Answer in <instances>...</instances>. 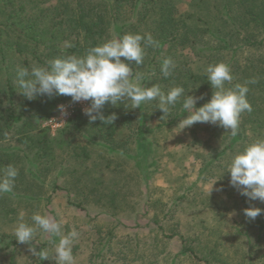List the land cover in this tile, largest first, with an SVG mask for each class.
<instances>
[{
  "label": "rangeland",
  "instance_id": "374dc122",
  "mask_svg": "<svg viewBox=\"0 0 264 264\" xmlns=\"http://www.w3.org/2000/svg\"><path fill=\"white\" fill-rule=\"evenodd\" d=\"M174 1L178 13L188 17L197 32L195 46H179L172 59L175 65L180 63L181 71L184 72L186 63L204 78L197 83L195 95L203 96L197 108L213 95L206 73L209 65L224 62L230 66L233 81L227 87L256 80L248 84L247 99L253 110L241 115L242 137L233 143L235 136L210 123L182 129L179 123L187 113L178 110L179 118L168 123L158 114V100L149 101L146 136L151 154L147 184L134 160L126 154L109 152L87 141L75 129L70 135H59L60 129L76 115H86L84 110L90 107V102L73 103L71 99L59 103L51 117L58 114L59 105H73L74 112H66V120L60 127H49L51 137L58 138L51 145L52 156L45 157L32 141L21 140L18 127L0 140L3 150L0 177L9 164L19 169L13 191L0 195V264H37V256H33L31 249L39 251L44 243L53 240L52 234L41 231L35 241L19 243L13 233L21 213L29 224L35 213L52 217L62 224L63 235L75 230L78 236L73 241L74 264H91L92 245L83 242L82 234L87 229L81 226L88 212L90 217L99 216V223L109 225L115 218L139 230L141 243L130 252L131 264H264V201L241 195L231 185V174L227 171L232 158L246 145L264 139V0ZM113 37L117 38L110 29L107 39ZM220 40H231L230 46ZM170 46H165L166 55L173 51ZM143 74L136 81L138 84ZM131 133V127L121 126L116 142L125 144ZM66 138H70L69 145ZM127 146L134 152L132 141ZM84 147L89 157L83 155ZM73 202L84 203L87 210H81ZM251 207L262 209L255 219L244 214ZM151 220L159 221L164 233ZM131 237L129 230L119 231L112 242L114 251ZM59 239L51 250L47 249L52 252L54 264ZM132 240L130 245L135 246ZM79 243L80 247L75 249ZM187 246L200 259L189 252L183 254Z\"/></svg>",
  "mask_w": 264,
  "mask_h": 264
},
{
  "label": "trees",
  "instance_id": "16d2710c",
  "mask_svg": "<svg viewBox=\"0 0 264 264\" xmlns=\"http://www.w3.org/2000/svg\"><path fill=\"white\" fill-rule=\"evenodd\" d=\"M86 1L0 0V140L5 139L8 133L18 127V134L23 137L21 140L26 143L32 141L45 157L52 156L51 145L58 138H52L49 127H43L42 124L51 117L59 103L72 98L69 96L50 98L45 95L29 100L18 92L17 68L30 69L34 63L45 65L47 61L58 57L85 55L88 49L102 44L110 36V29L114 31L117 38L127 33L141 35L151 33L159 42V47L146 48L143 64L137 66L133 62L132 79L136 78L137 73L141 76L146 67L141 86L151 87L158 84L165 93L173 87L182 86L185 89V95L188 93L196 96L197 83L204 78L197 76L189 65L183 62L185 67L183 72L182 66H179L180 63L176 62L172 75L167 78L161 72L163 60L169 57L173 59L179 46L193 47L197 42L195 28L190 25L188 17L178 13L174 0H102V2L98 0L97 4H88ZM220 41L227 47L230 46L231 40ZM67 42L70 44L67 45ZM167 44H171V50L173 48L172 52L169 50L168 55L164 51ZM129 103L130 101L126 102V106ZM182 103L183 98L174 106H170L169 115L163 119H167L168 123L173 122L181 115L177 113L178 110L185 113ZM147 111V102L132 110L123 104L114 106L106 103L102 112L105 116L115 113L114 122L109 120L103 123L99 119L90 122L89 116L78 114L67 126L60 129L59 135L63 133L70 135L75 129L87 141L99 144L109 152L126 154L134 160L139 174L148 184L151 143L146 136ZM158 114L163 117L161 110ZM123 125L131 127L132 133L127 135L125 144H120L116 142V139ZM241 132L240 122L237 135L232 140L233 143L242 137ZM69 139H65L67 144L71 143ZM131 141L135 144L134 152H131L127 146ZM83 149H85L83 155L89 157L87 148ZM1 151L3 150L0 148V157ZM50 197H47L48 201ZM73 204L83 211L87 210L84 203L73 202ZM85 214L87 217L81 226L87 229L83 230L85 231L82 234L83 242L89 241L92 245L93 254L90 263L131 264V260H128L130 252L133 251V247H139L141 243L139 230H134L115 218L109 225L102 224L98 221L99 216L90 217L89 212ZM151 222L159 224L157 220H151ZM158 227L163 232V226L159 224ZM122 229L129 230L131 240L127 243L123 242L121 248L114 251L112 242ZM52 238L53 240L44 243L40 248L50 257L41 260L37 256V264H54L51 261L52 252H47V249L51 250L52 245H55L53 243L59 237L53 235ZM133 238L135 246L130 245ZM80 245L81 243L77 244L75 249ZM188 252L196 259H200L192 247H184L182 253Z\"/></svg>",
  "mask_w": 264,
  "mask_h": 264
},
{
  "label": "clouds",
  "instance_id": "9594fccd",
  "mask_svg": "<svg viewBox=\"0 0 264 264\" xmlns=\"http://www.w3.org/2000/svg\"><path fill=\"white\" fill-rule=\"evenodd\" d=\"M148 47H159V42L151 33H127L119 38L105 40L88 49L82 56L58 57L47 61L45 65L34 63L30 69L18 67V92L29 100L47 95L50 98L69 96L73 103L89 101L90 107L84 111L90 122L99 119L103 123L116 120L115 113L105 116L102 112L106 103L114 106L123 104L135 109L143 103L158 100V108L164 118L169 115L170 106L183 98L182 107L187 116L179 123L182 129L196 123H210L224 128L232 136L237 135L241 115L253 110L247 93L248 84L256 83L255 79L227 87L233 81L230 66L224 62L209 65L206 73L214 90L213 95L208 102L197 108V102L203 96L185 95L182 86L173 87L165 93L158 84L151 87L138 84L136 81L142 78L139 73L135 80L132 79L133 62L137 66L143 64ZM175 67L170 57L165 58L161 65L163 76L167 78L172 75ZM128 101L131 102L130 106H126ZM58 108L66 114L64 105H59ZM227 171L231 174V185L240 190L241 195L264 201V139L246 145L243 151L232 158ZM18 175L19 169L15 166L9 164L5 167L3 176L0 177V195L13 191ZM261 212L259 207L244 210L245 216L251 219H255ZM31 220V224L26 223L24 214H20L13 233L18 242L23 244L35 241L41 231L50 233L60 237L54 251L56 264H74L73 241L78 233L72 230L63 235L60 222L40 213L33 214ZM31 251L33 256H39L41 260L50 257L34 247Z\"/></svg>",
  "mask_w": 264,
  "mask_h": 264
},
{
  "label": "built area",
  "instance_id": "2783aa9c",
  "mask_svg": "<svg viewBox=\"0 0 264 264\" xmlns=\"http://www.w3.org/2000/svg\"><path fill=\"white\" fill-rule=\"evenodd\" d=\"M82 102V101H81ZM80 102V103H81ZM65 108H66V112L67 111H72L74 112V106L71 105V106H67L66 104L64 105ZM71 109V110H70ZM66 120V117H65V114H63L61 112V110L58 112V114L52 116L49 120L45 121L43 123L44 126H47V127H50V128H58L60 127L61 125L64 124Z\"/></svg>",
  "mask_w": 264,
  "mask_h": 264
}]
</instances>
